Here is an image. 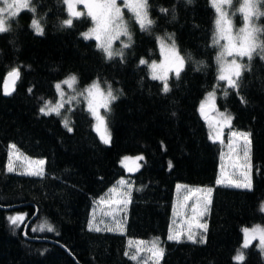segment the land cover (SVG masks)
<instances>
[{"label": "trees", "instance_id": "obj_1", "mask_svg": "<svg viewBox=\"0 0 264 264\" xmlns=\"http://www.w3.org/2000/svg\"><path fill=\"white\" fill-rule=\"evenodd\" d=\"M242 2L232 0L228 8L234 26L244 24L238 11ZM30 7L35 11H21L0 33V264H138L128 256L129 238L158 239L165 252L161 264H264L257 244L242 247V229L264 225V58L259 49L251 60L237 58L247 66L237 93L217 80L221 49L213 45L217 13L211 0H148L154 23L143 31L127 15L134 40L122 57L111 59L84 38L93 26L87 15L67 27L62 24L69 18L63 0H30ZM258 9L264 13V0ZM33 19L43 34L36 33ZM254 22L261 27L257 43H264V15ZM165 36L184 59L179 77L168 81V92L152 79L149 68L160 59L159 41ZM13 69L19 78L6 97L4 83ZM70 76L81 87L98 82L106 93L110 85L118 97L104 111L110 146L102 143L82 106L71 114V131L59 115L41 114L42 105L56 95V83ZM214 90L218 107L233 115L234 128L250 133L251 190L216 183L222 147L210 140L199 114L205 96ZM10 145L26 157L44 159L46 174L8 172ZM136 155H143L144 162L132 176L126 234L91 231L94 203L126 176L122 157ZM178 184L214 189L205 242L168 239L174 203L181 201ZM18 215L24 219L12 224L9 217ZM35 215L30 236L56 241L68 253L60 245L23 238L25 223ZM238 251L243 262L235 259Z\"/></svg>", "mask_w": 264, "mask_h": 264}, {"label": "snow or ice", "instance_id": "obj_2", "mask_svg": "<svg viewBox=\"0 0 264 264\" xmlns=\"http://www.w3.org/2000/svg\"><path fill=\"white\" fill-rule=\"evenodd\" d=\"M232 0H212L213 7L217 13V19L215 21V32L213 36V45L219 46L221 51L218 53L216 59L218 63V81H226L227 88H232L234 90L239 91V80L242 75V71L247 67L246 65H242L237 58L242 59L247 56L249 60L252 59V55L254 52H257L259 49V53L262 58H264V43H257L258 36L257 33L261 32V29L256 27H250L249 25L252 22L253 17L258 18L260 15H264L258 9V0H243L238 11L242 14L244 20V27H241L238 32L233 33V25L232 20L229 17V14L224 10L225 5H231ZM63 3L67 5V11L69 13V18L64 20L62 24L67 27L72 26V17H80L83 13L76 10L77 4H83L84 8L87 9L86 15L91 17L94 28L90 29L88 33L84 34L85 39L94 38L98 43V49L102 50L108 59H111L116 53L112 49V44L114 40L119 39L121 36H127L129 41H131V34L129 32L128 26L125 23L122 15V9L117 4V0H63ZM124 7L128 8L135 14L136 21L140 25L141 30L148 29L153 21L148 19L147 16V0H123ZM7 8L9 9L10 16H15L21 9H28L30 11H35L34 8L30 7V0H15L14 4H8ZM15 8L13 11L12 9ZM5 11L4 7H0V13ZM161 11H167L166 9H162ZM32 26L35 28L37 34H43L42 28L39 26L38 21L33 19ZM8 27L6 26V22L4 18H0V33H4L8 31ZM171 39V37L169 38ZM223 41L224 43H221ZM124 47H129L128 43H125ZM161 50L165 52V63L161 65H157L156 63H152L149 67L153 71V79H160L164 81V92L169 91V87L167 84V73L175 69L176 76L179 77L180 71L182 70L184 59L179 56L176 52L175 45L169 49L167 48L163 42H161ZM228 57H233L231 60ZM141 64L147 63L144 60L140 61ZM157 70H159V74H157ZM19 78V71L17 69H13L8 73V77L5 79L4 83V92L6 95L11 94V90H14L15 80ZM77 78L75 76L70 77L68 80L64 81L69 87L75 85ZM56 88L61 89V84H57ZM88 93V110L92 113L93 117L96 119L97 124L95 130L100 134V138L104 143L110 142V134L107 132V126L105 124L104 117L100 115L99 109L104 108L105 111L109 110V104L116 100L118 97L113 94V91L109 87L107 93L105 94L101 89L98 82H94L89 88L85 89ZM227 90L225 89V96H227ZM214 98L215 92H210L205 102H202L200 106L201 114L207 118V114L205 113L206 105H211L212 110L215 111L214 106ZM51 102H46L43 107L40 108V112L43 115H49L53 112L57 115H60V108L63 106L62 104H57L54 107H50ZM219 119L217 120V124L221 127L216 129V135L219 137L221 128L228 127L231 128L232 116L228 113H219ZM64 126L68 127V122L64 121ZM68 130L72 129L68 127ZM230 137L236 140H243V154L245 158V173H242L245 177L244 183H236L235 187H243L251 190L252 184L250 179V170L252 168V164L250 162V134L244 132L231 131ZM232 145L230 144L229 147ZM10 148L15 151V145H11ZM24 159H27L26 157ZM131 158H125V160H129ZM136 159H143V157H137ZM29 164H37L42 166L45 161H28ZM126 166V165H125ZM7 170L9 172L14 171L13 161H12V153L9 154V162L7 166ZM28 175H42L43 169L42 167L36 169L34 171L26 173ZM217 184L222 183V180L218 179ZM121 186L131 187L126 181L121 180L119 182ZM112 191H116L113 189ZM196 191H201L200 189H196ZM207 193L211 194L212 189H206ZM130 194V193H129ZM211 203L209 199L207 203L204 205V209L207 210L208 205ZM193 218L192 223H189V234L187 239L193 243H196L195 233L191 231L192 227L195 226L204 231L207 230L206 223H198L197 215L202 216L203 213L197 214L196 206L193 207ZM261 211H264V205L261 206ZM12 224H17L18 221H22L24 219L23 216L18 215L15 217H9ZM48 231H53L54 229L48 227ZM91 230V225H90ZM99 231V229H96ZM245 234V241L242 247H248L250 241L255 238H259L260 244L264 247V228H260L256 226L251 230L248 228L242 229ZM169 240L176 239L179 242V235L170 234L168 237ZM203 242V238L201 239ZM143 244L144 242H139ZM140 249L137 248V252ZM149 252L153 253V255H162L163 250L157 247L156 242H152L151 247L148 249ZM127 255V253H126ZM131 259L136 260L137 256L132 255ZM236 260H243L242 251H238Z\"/></svg>", "mask_w": 264, "mask_h": 264}, {"label": "rangeland", "instance_id": "obj_3", "mask_svg": "<svg viewBox=\"0 0 264 264\" xmlns=\"http://www.w3.org/2000/svg\"><path fill=\"white\" fill-rule=\"evenodd\" d=\"M14 2H15V0H0V7L5 8V11L3 13H0V18L5 19L7 27H9L8 22L11 18L17 16L21 11L25 10V9H21L17 15L10 16L9 9L7 8V5L8 4H14ZM117 4L122 9L123 19H124L126 24L128 23V16L127 15H132L134 20L136 21L135 14L132 11H130L128 8L124 7L123 0H117ZM258 4H259V0H258ZM147 5H148V0H147ZM228 8H229V5L224 6V10L227 13H228ZM66 9H67V5H66ZM12 10L14 11L15 8H13ZM76 10L83 13L78 18L83 17L87 13V9L84 8L83 4H77ZM127 12H129V13H127ZM68 15H69V13H68ZM147 16H148V13H147ZM74 19H77V17H72V21ZM148 19H149V17H148ZM232 25H233V33L235 34L236 32H238L236 30V28L240 29L241 26L238 24H236L234 26L233 22H232ZM249 26L261 29V27H259L255 24L254 17H253L252 22ZM242 27H244V24L242 25ZM92 28H94V24H93ZM92 28H90V29H92ZM90 29L88 31H86L85 33H88L90 31ZM34 30H35V28H34ZM130 34H131V41H129L127 36H121L119 39L113 41L112 49L116 53L113 57H115V56L116 57H122L123 56L124 51L128 48V47H124L125 43H128L129 47L131 46V44L134 40V32H130ZM258 35H259V33H257V36ZM169 38H170L169 36H165L163 39H161L159 41L160 59L158 61L154 62L157 65H161V64L165 63V55L166 54H165V52H163L161 50V42H163V44L169 49L173 46V41ZM86 40H92V41L96 42V44L98 43L94 38L86 39ZM221 42L224 43L223 41H221ZM175 49H176V52L179 54V56L182 57L180 55V53L178 52L176 47H175ZM245 57H247V56H245ZM232 58L233 57H228L229 60H231ZM151 64L152 63H150L149 65H151ZM183 68H184V64H183L182 70H183ZM150 70H151V77H152L153 71L151 68H150ZM157 74H159V70H157ZM172 76H176L174 68L167 73L168 87H169L168 81ZM70 77H72V76H70ZM70 77L56 83V85L61 84V89L58 90L56 88V85H55V91H56L55 97L53 99L47 100L46 102H51L50 107H54L57 104L63 105L60 108V115L59 116L62 118L63 123L65 120L68 122V127H70L71 129H72L71 114L74 110H76L82 106L92 117L93 129H94L95 133L98 135V137L100 138V134H98V132L95 130L97 121L93 117L92 113L88 110V93L85 91V89L89 88L92 84L89 86H86V87H81V86H79L78 80H77L74 86L69 87L67 84L64 83V81L68 80ZM154 80L160 81L164 85V81H162L160 79H154ZM219 82L226 83V81H219ZM99 85H100V89L106 94L103 86L100 83H99ZM226 86H227V84H226ZM108 87H110V85H108ZM211 92H215L214 106H217L218 109H217L215 114L211 115L209 118L205 119L204 121H205V123L208 127V130H209L210 140L213 143L220 144L222 147V151L220 154V165H219V179L222 180V183H220L218 185L223 186V187L235 188V189L249 190L247 188H243V187L238 188V187L234 186L236 183H244V181H245V177H244V175H242V173H245V171H246L245 166H244L245 165V158H244V154H243L244 141L243 140H236V139L230 137L231 131L244 132V133H248V132L239 131V130L234 128L233 115L229 111L221 110L218 107V95H219V93L216 92V90L211 91ZM208 94L205 96V98L202 102H205L206 98L208 97ZM44 104L42 105V107L44 106ZM208 106H211V105H206V107H208ZM104 111H105L104 108L99 109L100 115L104 117L105 124L107 126V132L110 134V142L106 144L101 140V138H100V140L104 144L110 145L112 142V135H111L110 129L108 127V124H107V121H106V118L104 115ZM219 113L231 114L232 121H231V128H228L226 126L222 127L220 135H219V137H217L216 129L218 127H221L219 124L216 123L217 120L219 119V115H218ZM52 114H55V113L53 112ZM52 114H49V115H52ZM55 115H57V114H55ZM250 141H251V144H250V162L252 164V168L250 170L249 175H250V179H251V184L253 186V158H252L253 155H252L251 136H250ZM230 144L232 145L231 147H229ZM10 146L8 148V153L9 154H10V152L12 153V161H13V168H14V171H12L10 173H15V174L24 175V176H35V177H37V176H41V175H28L26 173L34 171V170L42 167L43 174H44V169L46 166V161L44 159H34V158L26 157L20 153V151L17 149L16 146H15V151H13L10 148ZM25 157L27 159H24ZM137 157H143V159H136ZM125 158H131V159L125 160ZM29 160H31V161L43 160V161H45V163L42 166L37 165V164H29V162H28ZM8 162H9V159H8ZM143 162H144V156L143 155L124 156L121 159L120 166L125 170L126 176L121 177L119 179V181L112 188H110V190L106 193V196L104 198H102V200L94 203V207H93V210L91 213V218H90V223H89V229H90V225H91L92 231L106 232V233L119 234V235H125L126 234L129 204L133 198V193L135 190L134 180H133L132 176L137 174L141 170V168L143 166ZM7 166H8V163H7ZM121 180L126 181L131 187L129 188V187L121 186L119 184V182ZM208 188L212 189L210 196L206 191V189H208ZM113 189H116V191H112ZM196 189L197 188H195V187L183 185V184H178L176 187V196H177V198H179V196H180L181 201L174 203L168 237L170 234H172L174 236L179 235V242H181V241L191 242L190 240L187 239V237L189 234V223H192V218H193L192 209L194 206H196V208H197V214H199L201 212L203 213L202 216L197 215V222L207 224V221L205 219L207 217V214H208L210 207H211V204H212L214 189L212 187L200 188L201 191H196ZM209 199L211 200V203L208 205L207 210H205L204 205L207 203V201ZM262 212L264 213V211H262ZM256 226H259L260 228H264V225H256ZM256 226H254V227H256ZM254 227H252V228H254ZM97 228L99 229V231L96 230ZM252 228H248V229L251 230ZM207 230H208V224H207ZM207 230L204 231V230L199 229L195 226H193L191 229V231L193 233H195L196 241L201 240L203 238V242H205V240H206ZM141 241H143L144 243L140 244L139 242H141ZM170 241L177 242L176 239H172ZM244 241H245V234H244ZM244 241H243V244H244ZM152 242H156L157 247L163 250L162 255H153V253L148 251V249L151 247ZM254 244L258 245L259 250L264 251V247L261 246L260 240L258 237L255 239H252L250 241L248 247H250ZM248 247H246V248H248ZM137 248L140 249L139 252H137ZM243 248H245V247H243ZM164 253H165L164 249L161 245V242H159L158 239H151V240H141V239H132V238L128 239V256L131 258L132 255H136L137 259L136 260L132 259V260L137 262L138 264H161L163 257H164ZM236 261L237 262H243L244 261V254H243V260H236Z\"/></svg>", "mask_w": 264, "mask_h": 264}, {"label": "bare ground", "instance_id": "obj_4", "mask_svg": "<svg viewBox=\"0 0 264 264\" xmlns=\"http://www.w3.org/2000/svg\"><path fill=\"white\" fill-rule=\"evenodd\" d=\"M216 107V106H215ZM210 117V116H209ZM208 117V118H209ZM63 125H64V123H63ZM71 125H72V123H71ZM67 128V127H66ZM68 129V128H67ZM111 132V131H110ZM112 135V134H111ZM103 143V142H102ZM112 143V142H111ZM104 144V143H103ZM104 145H106V144H104ZM111 145V144H110ZM110 145H106V146H110ZM123 158V157H122ZM46 174V172H45V169H44V174L43 175H45ZM43 175H41V176H43ZM38 177V176H37ZM113 187V186H112ZM111 187V188H112ZM110 190V189H109ZM108 190V191H109ZM107 191V192H108ZM106 192V193H107ZM106 193H105V195H104V197L106 196ZM103 197V198H104ZM97 202V201H96ZM36 216L37 215H35V216H33L31 219H29L26 223H25V225H24V228H23V238L26 240V241H28V242H30V243H46V244H57V245H60V243H58V242H56V241H53V240H50V239H40V238H38V237H32V236H30V234H29V232L31 231V228H32V226H33V223L35 222V220H36ZM89 223H90V221H89ZM88 229H89V225H88ZM92 231V230H91ZM94 232H96V231H94ZM180 232V231H179ZM33 233H36V234H39V229L38 228H34L33 229ZM98 233H106V232H98ZM109 234V233H108ZM110 234H112V233H110Z\"/></svg>", "mask_w": 264, "mask_h": 264}, {"label": "water", "instance_id": "obj_5", "mask_svg": "<svg viewBox=\"0 0 264 264\" xmlns=\"http://www.w3.org/2000/svg\"><path fill=\"white\" fill-rule=\"evenodd\" d=\"M7 77H8V75H7ZM7 77H6V78H7ZM17 81H18V79L15 80V83H14V90H11V87H10V92H11V94L6 95L5 92H4V88H3V93H4V95H5L6 97H10V96H12V94H13L14 91H15V86H16ZM215 109H216V110L213 111L211 106L205 107V113L207 114V118H208L209 116H211V115H213V114L216 113L217 108L215 107ZM199 114H200V116H201V118H202L203 120L207 119V118H205L204 115L201 114V110H199ZM60 246H61V245H60ZM61 247H62V248L68 253V250H66L63 246H61Z\"/></svg>", "mask_w": 264, "mask_h": 264}, {"label": "clouds", "instance_id": "obj_6", "mask_svg": "<svg viewBox=\"0 0 264 264\" xmlns=\"http://www.w3.org/2000/svg\"><path fill=\"white\" fill-rule=\"evenodd\" d=\"M216 108H217V106H216ZM218 109V108H217ZM200 110V109H199Z\"/></svg>", "mask_w": 264, "mask_h": 264}]
</instances>
